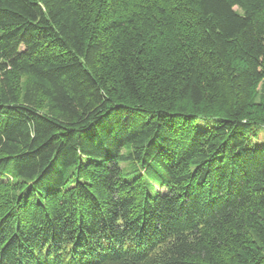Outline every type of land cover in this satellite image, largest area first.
<instances>
[{"label": "trees", "instance_id": "obj_1", "mask_svg": "<svg viewBox=\"0 0 264 264\" xmlns=\"http://www.w3.org/2000/svg\"><path fill=\"white\" fill-rule=\"evenodd\" d=\"M259 128L264 0H0V264H264Z\"/></svg>", "mask_w": 264, "mask_h": 264}, {"label": "rangeland", "instance_id": "obj_2", "mask_svg": "<svg viewBox=\"0 0 264 264\" xmlns=\"http://www.w3.org/2000/svg\"><path fill=\"white\" fill-rule=\"evenodd\" d=\"M20 84L22 83V80H17ZM253 144L264 146V128H259L257 132L256 138H254Z\"/></svg>", "mask_w": 264, "mask_h": 264}]
</instances>
